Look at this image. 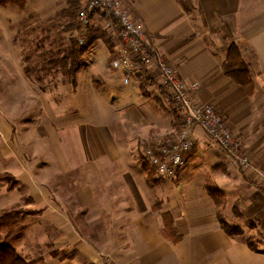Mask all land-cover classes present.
I'll return each instance as SVG.
<instances>
[{"label":"crops","instance_id":"obj_1","mask_svg":"<svg viewBox=\"0 0 264 264\" xmlns=\"http://www.w3.org/2000/svg\"><path fill=\"white\" fill-rule=\"evenodd\" d=\"M68 1L0 5V215L27 218L6 242L16 249L42 226L58 252L51 264H264V249L244 240L264 238V0H124L160 56L187 84L200 83L197 100L217 106L250 157V168L239 169L197 126L175 182L159 180L141 150L174 141L176 112L137 78L126 84L102 39L81 55L76 86L48 88L32 75L37 63L26 72L14 28L33 18L56 24ZM232 44L250 71L246 86L225 73ZM218 194L243 236L223 229Z\"/></svg>","mask_w":264,"mask_h":264},{"label":"built area","instance_id":"obj_2","mask_svg":"<svg viewBox=\"0 0 264 264\" xmlns=\"http://www.w3.org/2000/svg\"><path fill=\"white\" fill-rule=\"evenodd\" d=\"M83 6L77 14L80 24L101 27L102 21L107 22L113 30L111 69L121 72L126 84L132 78H137L146 92L157 91L165 101L173 103L179 110L180 130L170 147H163L158 155L154 154L155 147L145 153L147 165L153 166L157 175L173 179L178 174L193 147L191 136L197 126L206 131L225 157L238 165L248 166L250 161L245 156L242 140L234 135L220 111L213 105L196 104L193 93L199 90L200 83L187 84L177 70L160 56L144 25L133 18L124 0H86ZM84 42L82 36L81 43ZM150 74L154 75L153 79Z\"/></svg>","mask_w":264,"mask_h":264},{"label":"rangeland","instance_id":"obj_3","mask_svg":"<svg viewBox=\"0 0 264 264\" xmlns=\"http://www.w3.org/2000/svg\"><path fill=\"white\" fill-rule=\"evenodd\" d=\"M13 1L14 2H12V1L11 2H8L7 5L10 3L12 5H16V6L20 7V3H21L22 0H13ZM25 1L26 0H24V3H26ZM84 4H81L80 5L81 8L79 10H81L82 7H84L83 6ZM18 7H16L17 8L16 11H19L18 10L19 9ZM65 7H62V9H59L57 11L56 16L58 18H60L61 20L60 21H56L55 20L57 22L56 25L54 24L55 26H53V24H50V25L49 24H47V25L46 24H43L42 21H40L39 18L38 19L33 18V19H31L32 21H30L28 19L24 20L22 22V24L20 25V27L18 26V28H16V27L14 28V29L18 30V32H17V34H19V40H18V42L20 43V46H22L25 49V53H24V63H26V65H30L31 67H33V65L37 62L36 59L39 57V55L42 54L43 52L49 51V50H53L55 52H58L59 50H62L61 53L58 52V54H59L58 60L61 59V58H63V55L65 54V52H67V50H69V48H70V44L72 42L71 40H74V39L78 38V36L80 35V33L74 32V33L71 34L70 32L67 31V28L70 25V19H69L70 17L69 16L66 17V16H64V15L61 14L62 13V10L65 9ZM20 8H23V7L21 6ZM57 17H55V18H57ZM133 18H135L134 15H133ZM104 19H106V17H104ZM138 21L141 22L140 20H138ZM100 26L103 29V31L107 34V37L110 39L111 46H113V48H114L113 38L111 37L112 34H113V30L108 26L107 22L100 21ZM54 33H55V35H54ZM81 39H82V36L79 37V42L80 43H81ZM84 43H86V42H84ZM110 63H111V59H110ZM57 69H59L61 71L60 68H57ZM177 72L179 73L178 70H177ZM55 74L56 75L49 74V73H44V74H41V75L40 74L39 75L38 74L37 75L32 74V75L36 76L37 78H42L43 77L42 79H44L43 81H45L44 84H46L48 86V88L49 87H52V86H58V85H62L63 86V85H65L64 78H62L61 73H55ZM149 76H150V78L153 79V76L154 75L153 74H150ZM140 86H141V84H140ZM197 92H198V90H196L193 93L194 94V97H196ZM147 93L156 94V93H154V91H150V92H147ZM58 98L60 99V96H58ZM61 99H62V97H61ZM63 100H64V98H63ZM195 102H196V104L198 106H206V105H211L212 106L213 105L218 110V108H217V106L215 104H211V103L204 104V103L199 102L197 100V98H196ZM164 103L167 106V108H169L173 112H177L178 113L179 120H180V124H181V117H180V114H179V110L175 107V105L173 103H171V102H168V101H165ZM68 107L71 108L72 107V104L71 105H68ZM164 112H166L168 114H171L168 111H164ZM195 128H194V131H195ZM179 130H180V125H179L178 129L175 132V135H174L175 138H173L174 140L176 139V134L178 133ZM194 131H193L192 136H191V138L193 140V143H194L193 136H194V133H195ZM234 135L237 138H239L240 140H242L236 134H234ZM170 145H171V143H168L165 147H167V146L170 147ZM242 146H243V150H244V147L245 146H244V143L243 142H242ZM154 147H155L154 144L153 145H148V146L146 145V146H143L142 147V150H141V158H142V162L145 165H147V163H148V160H147V158L145 156V153H146V151L148 149H153ZM193 149H194V144H193V147L189 151L188 154H190L193 151ZM158 153L159 152H157L155 150V148H154V154L158 155ZM245 156H247L248 159H249V161H250V157L247 154ZM223 157H225V156L223 155ZM225 158L228 159V160H230V161H232L233 163H235L230 158H227V157H225ZM186 162H187V160L185 161L184 166L181 168V170L178 172V174L173 179L163 178L159 174L157 175V171H156L155 168H153V169H154V171L156 173V177L159 180H165V181L175 182V181H177L181 177V175H182L181 172H183L184 169L186 168ZM147 166L150 167L149 165H147ZM235 166L238 167L239 169L244 170V169H247V168L249 169L250 166H251V163L249 162L248 166H246V167L241 166V165H238L236 163H235ZM152 167H150V168H152ZM217 199L218 200L216 201V205H219L220 207H223V210L221 209L222 211H220V214H219V217L218 218L220 219V221H221V218H222V220H225L226 222H228L229 224H231L230 222L232 220V217L226 216V211H227V209H226L227 208L226 207V201L224 199L222 200V195H220V194L217 195ZM21 217H22V215H21ZM26 219L24 217H22V220H23L22 224H25L26 223V221H25ZM232 222H234V220H232ZM231 226H233V225H231ZM41 228H42V231L41 232L36 231V230H40L38 228L35 229L36 232H30L29 234H28V231H27L24 234V239H23L21 245H19V244H16L15 245L16 251L18 252L19 255L21 254L20 256L24 260H26L28 263L36 262V264H45V263L46 264H51V261L50 260L53 259L54 253L57 255L58 252L54 251L53 248L48 247V244H49V243H47L48 242V239H45L47 237L48 233H46L44 231V227L41 226ZM165 234L166 235H170L169 237L172 238V239H173V236H174V239H176V235H175L174 229L172 227H169L165 231ZM259 235H260L259 233L253 232V233L250 234V236H246L244 240L247 241V240H250L251 239V241L254 242V244H255L256 247H259L261 249H264V242H262V238L263 237L260 238ZM16 236L21 237L20 231L19 232H16ZM3 243H6V239H3Z\"/></svg>","mask_w":264,"mask_h":264},{"label":"trees","instance_id":"obj_4","mask_svg":"<svg viewBox=\"0 0 264 264\" xmlns=\"http://www.w3.org/2000/svg\"><path fill=\"white\" fill-rule=\"evenodd\" d=\"M11 1L14 2L13 0H0V5L7 4ZM81 1L82 0H69L67 8L64 9L61 14L66 17H70H68L70 19V25L68 26L67 31H76L77 33H80L81 36L84 37L86 43H80L79 37L71 40L72 42L70 44V48L69 50H67L68 53L65 52L63 58L59 60L58 52L61 53L62 50H59L58 52H55L53 50L43 52L36 59V63L41 65V68L40 70L33 72V74L41 75L44 73H49L56 75L55 73H61V76L62 78H64L65 83L76 86V75L81 67L80 57L86 52L87 49L90 48V46L95 42L96 39H102L109 46L112 54L113 46H111L110 39L107 37V34L101 27L96 25L84 26L79 23L77 19V13L81 8ZM23 5L24 0L21 1L20 7ZM55 25L53 24V26ZM57 68H60L61 71ZM26 72L31 73L30 65L26 66ZM225 73L228 76L233 77L234 80L241 85L246 86L247 83H250V71L245 62L241 59L240 52L235 44H232L229 48L228 58L225 64ZM42 78L37 79L39 81H43ZM176 115L179 119L177 112ZM21 220V212L17 210L0 216V264H36V262L28 263L18 254L13 246L9 245L7 242L3 243V239L6 238L3 237L4 234H7L17 228L21 224ZM220 222L223 229L228 235L243 236V232L240 228L231 226L225 220H222V218ZM259 237L262 238L261 235H259ZM262 242H264V238H262ZM246 243L252 250H259L255 246L254 242L251 241V239L247 240Z\"/></svg>","mask_w":264,"mask_h":264}]
</instances>
